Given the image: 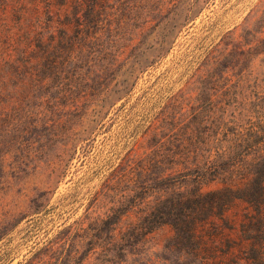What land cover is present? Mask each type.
Returning <instances> with one entry per match:
<instances>
[{"label":"rangeland","instance_id":"obj_1","mask_svg":"<svg viewBox=\"0 0 264 264\" xmlns=\"http://www.w3.org/2000/svg\"><path fill=\"white\" fill-rule=\"evenodd\" d=\"M129 1L111 10L121 37L102 53H56L82 64L80 74L69 62L51 83L72 87L79 107L50 113L47 87L5 61L17 54L9 25L36 8L46 15L47 0H0V264H183L169 224L125 254L101 246L109 224H95L117 207L107 177L132 159L170 152L167 141L196 120L220 136L262 119L264 0ZM160 165L176 168L167 158ZM244 206L238 199L225 214L239 220ZM98 228L99 238L91 235Z\"/></svg>","mask_w":264,"mask_h":264},{"label":"trees","instance_id":"obj_2","mask_svg":"<svg viewBox=\"0 0 264 264\" xmlns=\"http://www.w3.org/2000/svg\"><path fill=\"white\" fill-rule=\"evenodd\" d=\"M53 1L47 0L46 15L36 8L25 19H19L27 22L9 25V48L17 54L9 53L5 61L14 72L18 66L24 68V76L34 80L35 86L47 87L49 93L44 97L51 100L50 113L72 112L79 107L72 87L51 83L63 77L69 62L80 74L82 64H75V56L61 62L56 53H102L121 37V23L114 22L111 10L121 1H130L63 0L57 7ZM132 1L137 4L142 0ZM70 2L73 8L67 10ZM157 4L162 12L164 1ZM16 29L21 32L16 33ZM261 106L262 119L252 120L245 131L235 124L231 129L225 126L218 136L220 130L210 134L196 120L186 125L183 135L167 141L170 152L132 159L110 174L105 185H117L113 200L117 207H107L95 224H109L105 231L108 240L101 246L106 250L116 246L125 254L127 246L142 243L157 226L169 224L173 228L169 246L178 249L177 257L184 259L183 264H264L262 103ZM166 158L175 169L161 168ZM212 181L220 185L204 190L203 185ZM238 199L245 203L242 217L228 218L227 209ZM102 234L100 228L91 233L98 238ZM94 236L87 239L92 245L89 249L95 246Z\"/></svg>","mask_w":264,"mask_h":264}]
</instances>
